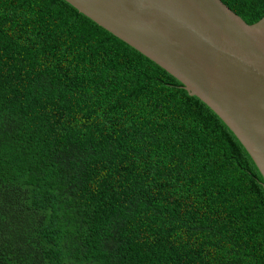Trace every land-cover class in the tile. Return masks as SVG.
Instances as JSON below:
<instances>
[{
  "label": "trees",
  "instance_id": "1",
  "mask_svg": "<svg viewBox=\"0 0 264 264\" xmlns=\"http://www.w3.org/2000/svg\"><path fill=\"white\" fill-rule=\"evenodd\" d=\"M0 264H264V178L209 106L69 2L0 0Z\"/></svg>",
  "mask_w": 264,
  "mask_h": 264
},
{
  "label": "water",
  "instance_id": "2",
  "mask_svg": "<svg viewBox=\"0 0 264 264\" xmlns=\"http://www.w3.org/2000/svg\"><path fill=\"white\" fill-rule=\"evenodd\" d=\"M175 76L235 134L264 178V16L221 0H66Z\"/></svg>",
  "mask_w": 264,
  "mask_h": 264
}]
</instances>
